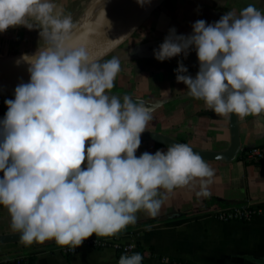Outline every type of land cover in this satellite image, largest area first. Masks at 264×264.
I'll return each mask as SVG.
<instances>
[{
  "label": "clouds",
  "instance_id": "obj_1",
  "mask_svg": "<svg viewBox=\"0 0 264 264\" xmlns=\"http://www.w3.org/2000/svg\"><path fill=\"white\" fill-rule=\"evenodd\" d=\"M149 2L137 0L142 7ZM18 26L40 37L36 52L22 56L30 79L4 101L0 120V206L22 243L54 240L74 249L93 235H118L140 211L158 216L178 187L199 180L196 195H210L215 170L189 145L136 155L151 110L129 95H109L120 59L101 63L85 46L72 45L74 22L63 6L0 0V33ZM192 48L199 61L195 77L182 62L174 70L191 97L216 116L264 115V11L249 4L214 23L195 21L190 35L170 29L154 57L162 62ZM142 261L134 252L118 264Z\"/></svg>",
  "mask_w": 264,
  "mask_h": 264
},
{
  "label": "crops",
  "instance_id": "obj_2",
  "mask_svg": "<svg viewBox=\"0 0 264 264\" xmlns=\"http://www.w3.org/2000/svg\"><path fill=\"white\" fill-rule=\"evenodd\" d=\"M95 1L53 0L63 6L65 15H71L74 25L86 12L85 8ZM249 4L264 11V0H166L158 8L167 7L158 17L156 27L144 28V25L158 9L124 44L98 60L102 63L118 57L121 62V71L109 95L119 96L121 100L124 95L142 100L152 114L146 132L187 144L194 151L226 152L232 144V115L216 116L203 100L188 94L186 85L176 82L174 70L178 62L187 67V74L193 78L197 74L199 61L195 49H190L187 56L181 53L162 62L155 59L154 50H158L170 29L174 28L177 35H190L195 21L214 23L225 12L239 14ZM39 40L38 30L30 31L23 26L9 28L0 33V56L33 52ZM40 47H44L43 41ZM236 127L240 140L237 157L229 162L205 160L215 170L209 196L196 195L199 180L178 187L168 194L158 216L140 211L135 224L105 238L132 246L127 254L140 253L142 264H164L165 257L195 264H264V216L251 222H221L213 217L214 212L232 206L264 210V161L246 164L238 158L244 151L264 149V115L247 116L243 120L236 116ZM141 141L137 156L145 151L152 154L166 151L168 147L152 140ZM153 220L156 222L140 225ZM10 225L8 210L0 206V236L17 233ZM69 248L57 245L54 240L30 246L22 242L1 244L0 264L28 256L35 257V264H118L121 256L114 247L96 249L85 242L73 254H67Z\"/></svg>",
  "mask_w": 264,
  "mask_h": 264
},
{
  "label": "water",
  "instance_id": "obj_3",
  "mask_svg": "<svg viewBox=\"0 0 264 264\" xmlns=\"http://www.w3.org/2000/svg\"><path fill=\"white\" fill-rule=\"evenodd\" d=\"M166 0H150L149 3L143 7H139L131 16L119 26L108 38L103 40L100 44L90 48L88 55L99 60L109 55L129 38H131L137 30L148 20V18L165 3ZM27 68H21L11 71L0 72V96L14 95L15 87L21 82H28L30 77ZM232 144L230 148L223 153L204 152L200 150H193L199 153L204 160H219L229 162L235 159L240 150L239 132L236 127V115L232 114ZM141 140H152L165 146H170L173 143H180L170 138L161 136L152 132H144ZM182 144V143H181ZM20 234H9L0 236V245L9 243H19Z\"/></svg>",
  "mask_w": 264,
  "mask_h": 264
},
{
  "label": "bare ground",
  "instance_id": "obj_4",
  "mask_svg": "<svg viewBox=\"0 0 264 264\" xmlns=\"http://www.w3.org/2000/svg\"><path fill=\"white\" fill-rule=\"evenodd\" d=\"M139 7L141 6L137 0H96L72 31L70 43L85 46L88 51L108 38ZM35 52L36 50L27 55L31 56ZM23 55L25 54L0 57V72L27 68L28 64L22 60Z\"/></svg>",
  "mask_w": 264,
  "mask_h": 264
},
{
  "label": "built area",
  "instance_id": "obj_5",
  "mask_svg": "<svg viewBox=\"0 0 264 264\" xmlns=\"http://www.w3.org/2000/svg\"><path fill=\"white\" fill-rule=\"evenodd\" d=\"M7 99H14L12 96H0V120L3 119L7 112V106L4 101ZM248 158L251 160L264 161V149L254 148L248 152ZM264 215V210L261 208L251 206H232L213 213V217L221 222L240 221L251 222L255 217ZM87 245L96 248L104 249L107 247H114L123 254H127L132 250L130 245H122L116 239H106L105 237L92 236L84 241ZM77 250L74 248L67 249V254H73Z\"/></svg>",
  "mask_w": 264,
  "mask_h": 264
},
{
  "label": "trees",
  "instance_id": "obj_6",
  "mask_svg": "<svg viewBox=\"0 0 264 264\" xmlns=\"http://www.w3.org/2000/svg\"><path fill=\"white\" fill-rule=\"evenodd\" d=\"M248 152L249 151H244L242 153H240V155L238 156L239 159L244 160L246 162V164H258L261 161H257V160H251L248 158ZM156 220L153 221H146V222H142L140 225H148V224H152L155 223ZM95 236V235H93ZM119 255H122L121 251H118ZM36 259L34 256H28L25 258H22L20 260H16L13 263H5V264H35ZM168 264H195L193 262H185V261H181V260H173V259H169L168 260Z\"/></svg>",
  "mask_w": 264,
  "mask_h": 264
},
{
  "label": "rangeland",
  "instance_id": "obj_7",
  "mask_svg": "<svg viewBox=\"0 0 264 264\" xmlns=\"http://www.w3.org/2000/svg\"><path fill=\"white\" fill-rule=\"evenodd\" d=\"M167 4H169V3H167ZM88 7V6H87ZM87 7L85 8V11L87 10ZM166 6L164 5L163 7H161L160 9H158L154 14H153V17H149L148 19V21L145 23V25H144V28H154V27H156L157 26V24H158V17L159 16H162L165 12H166ZM82 16H83V14H81L78 18H77V22H76V24L74 25V27H76L78 24H79V22H80V20H81V18H82ZM143 30V29H142ZM142 30H140V32L142 31ZM0 57H4V56H0ZM260 216H264V215H260ZM257 217H259V216H257ZM256 218V217H255ZM254 218V219H255ZM253 219V220H254Z\"/></svg>",
  "mask_w": 264,
  "mask_h": 264
}]
</instances>
